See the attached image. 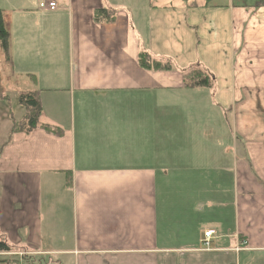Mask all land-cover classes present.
<instances>
[{
	"label": "crops",
	"instance_id": "1",
	"mask_svg": "<svg viewBox=\"0 0 264 264\" xmlns=\"http://www.w3.org/2000/svg\"><path fill=\"white\" fill-rule=\"evenodd\" d=\"M42 1L0 0L11 75L29 80L18 97L33 96L41 113L30 130L28 107L20 99L12 106L1 80L3 264H35L34 256L46 264H240L241 254L264 253V0H131L145 12L149 41H164L165 20H184L175 27L185 34L194 28L205 58L206 34L218 38L219 105L230 128L220 144L229 137L230 146L216 148L173 131V104L185 114L195 103L162 95L194 97L201 88L182 77L169 86L165 72L140 68V54L165 58L145 48L130 7L50 0V12ZM107 7L111 16L96 20ZM164 139L174 147L166 165ZM212 150L218 165L205 162ZM223 239L234 246L219 247Z\"/></svg>",
	"mask_w": 264,
	"mask_h": 264
},
{
	"label": "rangeland",
	"instance_id": "2",
	"mask_svg": "<svg viewBox=\"0 0 264 264\" xmlns=\"http://www.w3.org/2000/svg\"><path fill=\"white\" fill-rule=\"evenodd\" d=\"M116 4H124L125 7L132 10H127V12H130V16L134 20V28L138 32H140L143 36V42L145 44V48L148 46H152L158 53V57L165 58L163 61L170 64L171 67L170 70H163L164 73L163 76V83L168 84L169 86H173L178 78L182 77L183 75L187 74L190 71H200L203 74H208L209 72L212 74L213 78H210V87L201 88L195 93L197 94L194 97H187L186 95H183V91H180L179 96H173L169 94H163L162 97L164 100L168 101L169 103L173 102L177 104L178 102L174 100H183V98H189L193 99L195 105L193 106V110L190 112H186L183 114L182 108L173 104V109L175 111V114L178 117L177 123L173 124V131L175 133L186 131V132H193L196 137H199V141H209L211 148H216L219 146H223L224 143L226 144L229 141V137L227 141H224L223 144H220L221 141L226 140V137L230 133V128L226 126L225 119H224V113L225 110L219 105V79L222 76V74H219V69L222 67V59H220L219 56V43H217L218 38L216 40H211V36L207 35V38L210 40L211 43L206 42V58L204 57V41L199 38L195 34V29L192 28L191 33L185 34L179 27H175V25L180 24L181 26H184V20L179 23H175V25L168 24L167 20H165V26H162L159 28L160 33L164 36V41L161 42H155L149 41V36L147 33H149V28L145 26V23L147 22V19H145V12L142 11V8L135 9V7L132 4L131 0H126V3L124 0H115ZM126 4V5H125ZM106 5L110 6L113 5V0L106 1ZM130 7V8H129ZM137 8L140 7V4L136 5ZM109 8V7H107ZM112 8H109L106 10V17L108 15L111 16ZM105 17V18H106ZM183 17V16H182ZM4 22V19H3ZM6 23V24H5ZM172 23V22H171ZM5 28H10V21L6 20L4 22ZM207 28V27H206ZM8 31V30H7ZM147 32V33H144ZM9 33V32H8ZM169 36L171 39H169ZM9 44L11 46V39L8 40V51H9ZM152 50V49H151ZM9 57V52H8ZM168 58V59H166ZM9 60V59H8ZM163 62V63H164ZM202 67V68H200ZM206 70V72L204 71ZM14 76L11 75L10 71V64L6 60V56L4 54V51L0 45V82H2L6 85H4L5 90L10 93V99H11V105L17 106V102L19 100V94L26 91V86L29 83V80L23 76L22 78H16L14 77V85L11 83ZM39 77V75H37ZM181 79H179V85H181ZM190 83V82H189ZM2 87V86H1ZM186 94V92H185ZM173 98V99H171ZM179 103V104H180ZM166 107H170V104H168ZM165 107V108H166ZM190 108V107H189ZM22 113L21 117H22ZM20 116V115H19ZM18 116V118H19ZM213 117V118H212ZM20 119V118H19ZM18 119V121H19ZM26 119V116H25ZM27 123L28 120L26 119ZM171 130V129H170ZM223 135V136H221ZM230 146V144H227ZM197 147V146H196ZM224 147V146H223ZM232 147V146H231ZM231 147H228L230 149ZM163 163L170 164L172 162L171 151L170 149L173 147V142L171 139H164L163 142ZM207 154V153H206ZM170 158H167V157ZM176 159L178 160L177 164L180 165L179 162V155H175ZM209 155H206L205 162L209 165H218L221 160L219 161L218 154L215 155V153L212 150L211 157L207 159ZM188 158V156H186ZM228 239H223L220 242L219 247L223 248H232L234 245L233 243L228 242ZM202 250L209 251L202 247ZM1 258V257H0ZM34 259H36L35 264H46L47 260H42L40 257L34 256ZM241 260L239 261L240 264H260L261 260H264V253H247V254H241L240 256ZM21 259L17 258V262L21 263ZM45 262V263H44ZM26 264V263H25ZM168 264V263H167Z\"/></svg>",
	"mask_w": 264,
	"mask_h": 264
},
{
	"label": "trees",
	"instance_id": "3",
	"mask_svg": "<svg viewBox=\"0 0 264 264\" xmlns=\"http://www.w3.org/2000/svg\"><path fill=\"white\" fill-rule=\"evenodd\" d=\"M106 11H97L95 13V19L100 20L102 18L106 17ZM8 32L5 28L4 22H3V16L2 13L0 12V45L4 51L5 56H8ZM164 61H156L153 60L149 55L147 54H140L138 56V65L140 68L147 70V71H163V70H170L171 67L169 66L170 64L168 62ZM183 82L185 87H194V88H206L210 87V76L207 74H203L200 71H190L187 74L183 76ZM190 82V83H189ZM20 101L27 106V115L26 119L28 120V128L30 130L35 129L38 124V119L40 116V108L35 101L33 96H21ZM9 248L7 245H5L2 241L0 242V253L3 252H8ZM4 261L0 259V264H3Z\"/></svg>",
	"mask_w": 264,
	"mask_h": 264
},
{
	"label": "built area",
	"instance_id": "4",
	"mask_svg": "<svg viewBox=\"0 0 264 264\" xmlns=\"http://www.w3.org/2000/svg\"><path fill=\"white\" fill-rule=\"evenodd\" d=\"M39 8L44 10V11H54L56 10V4L53 2V1H50V0H43L40 4H39ZM214 231H206L204 234H203V241H202V246L209 250L210 249V240L211 238L214 236Z\"/></svg>",
	"mask_w": 264,
	"mask_h": 264
}]
</instances>
